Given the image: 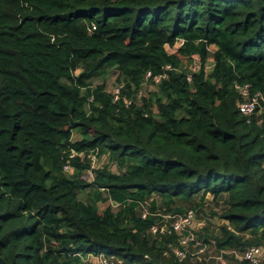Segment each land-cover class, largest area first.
Returning a JSON list of instances; mask_svg holds the SVG:
<instances>
[{
	"label": "trees",
	"instance_id": "1",
	"mask_svg": "<svg viewBox=\"0 0 264 264\" xmlns=\"http://www.w3.org/2000/svg\"><path fill=\"white\" fill-rule=\"evenodd\" d=\"M108 70L124 83L116 101L92 84ZM147 72L161 78L137 102ZM236 82L264 92V0H0V264L101 251L210 264L149 232L208 193L225 196L229 223L202 243L234 257L264 244V115L238 119ZM91 152L108 163L91 168Z\"/></svg>",
	"mask_w": 264,
	"mask_h": 264
},
{
	"label": "built area",
	"instance_id": "2",
	"mask_svg": "<svg viewBox=\"0 0 264 264\" xmlns=\"http://www.w3.org/2000/svg\"><path fill=\"white\" fill-rule=\"evenodd\" d=\"M93 28L95 27L93 26ZM199 63V60L196 62L194 59L190 68L192 70H197L199 68ZM149 77L150 72H147L145 79H149ZM160 78L161 75L155 76L153 79H155V81H159ZM187 78L190 80L191 76L188 75ZM234 87L239 95V99L236 102L239 114L245 117L247 122H250L253 118H255L257 123L261 124L263 120L262 116L264 115V92L253 90L249 82H236ZM123 88L124 83H117V85L112 90H106L112 94L113 101H116L120 98ZM143 95L144 94L141 85V87L134 93L135 100L137 102H141ZM89 100H92V97H90ZM133 100V97H123V101L127 105L131 104ZM73 155H79L81 158L85 156L83 153H75L72 151L70 156ZM87 158L90 160L91 168H93L92 163L96 158L95 153H89ZM91 168L87 169L85 173L88 180H92L94 176L92 175L93 172L91 171ZM64 169L68 171L72 170V166L67 162L64 165ZM161 216V220L153 223L150 226L149 232L160 236L175 234L177 236L179 246L174 247L173 250L179 259H184L189 256L199 260H210L213 257L211 255H207L208 249H210L211 246L202 243L197 237V232L199 231H194V229L201 228L202 224L196 223V215L193 209H189L184 213L161 214ZM192 243H196L199 247H192ZM224 252L226 251L221 250L220 256H222V253ZM230 252L234 253V255L240 261H247L249 264H261V259L264 258L263 245L248 246L243 251H240V253H238L236 250H231ZM93 255H95L96 258L95 264H138L136 262L127 263L124 258L115 254H107L103 251L97 253H88L86 256ZM86 256L84 257V260ZM89 262L92 264V261L89 260Z\"/></svg>",
	"mask_w": 264,
	"mask_h": 264
},
{
	"label": "rangeland",
	"instance_id": "3",
	"mask_svg": "<svg viewBox=\"0 0 264 264\" xmlns=\"http://www.w3.org/2000/svg\"><path fill=\"white\" fill-rule=\"evenodd\" d=\"M177 45H179V42H177ZM169 47L167 46V49L169 51H173L176 47ZM193 58L195 59V61L197 62L199 60L200 62V58L197 55H193ZM209 61L212 60V58L208 59ZM200 65V63H199ZM192 66V64H191ZM79 72V69L76 70V73ZM116 77H117V72L114 70H108L105 73H103L102 75H98L95 76L94 78H92V84L93 85H97L100 83H105L106 85V89L107 90H112L116 85H117V81H116ZM154 82H151L149 79H145L144 82L142 83V90H143V94L145 96H149L151 92L155 91L157 88V82L155 81V79H153ZM156 110V109H155ZM242 118V116L240 114H238V119ZM81 136L78 132H73L72 135V139L73 140H77L79 139ZM108 163V160L106 158V156H102L100 158L96 157L94 162L92 163V167L93 168H98L104 164ZM112 170H116L115 166L112 165L111 166ZM93 175V173H92ZM86 177V175H85ZM80 199L87 201L86 199V195L84 193L79 194ZM108 205H112V208L115 210L117 209V205L115 203L112 202H101L98 203V208L99 211H102L106 206ZM227 205H226V201H225V196L219 198L218 200L212 199V195L210 193H208L206 195V202L205 204L199 208V209H193L196 215V223L202 224L201 228L198 229H194V231H199L197 232V235L200 234H207L210 235L212 234H219L220 233V227L223 225H228V221L223 217L224 211L226 209ZM201 240V239H200ZM264 246V244H262ZM238 253H240V251H237ZM92 253V252H91ZM207 255H211L213 256L211 258L210 264H239L240 260L235 256H230V255H219V252L214 248V246H212L210 249H208V253ZM264 256V254H263ZM95 255L93 256H86L84 262L86 264H91L89 262L92 261V264H95ZM262 262L264 263V258L261 259Z\"/></svg>",
	"mask_w": 264,
	"mask_h": 264
}]
</instances>
